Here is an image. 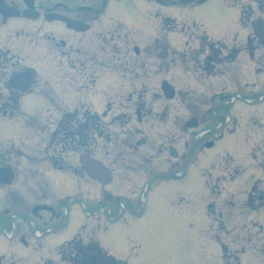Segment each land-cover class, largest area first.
<instances>
[{"label":"rangeland","instance_id":"rangeland-1","mask_svg":"<svg viewBox=\"0 0 264 264\" xmlns=\"http://www.w3.org/2000/svg\"><path fill=\"white\" fill-rule=\"evenodd\" d=\"M240 2L245 15H247L249 13L248 0H240ZM198 10L203 18L205 30L212 36L216 37L219 30L227 32L228 29L232 28L234 32L238 19L235 12L224 11V13H219L214 4L202 6ZM112 14L113 9L109 16ZM173 15L178 17L177 21L191 18L184 11H174ZM195 17L199 18V16ZM130 19L134 20L133 18ZM24 24L20 23L19 25L24 26ZM120 25L121 17H112L105 25H101V28L97 27L95 33L71 38L66 47H62L60 44L55 46L50 41L40 40L33 31L35 27L26 28L27 37L24 36L27 34H23V30H21L22 33L9 31L12 35L11 38H8L9 40L3 39L0 33V45H8L14 48L9 50L11 54L6 57L5 63L18 66L20 61L23 63L22 57L24 56L25 64L35 68L41 76V83L50 86L49 93L47 91V93H31L24 96L22 111L34 120H43L49 109L54 111L71 110L75 104L80 102L94 103L96 100L104 99L107 95L104 79L110 82L112 86L111 94L113 96L109 99L118 102L127 98L126 95H134V98H143L151 103L161 92L158 81L165 77L177 87V95L180 94L181 97H178L176 101H166L162 97L155 100L152 103L153 106L155 105L152 115L155 112H161L159 107L167 103L169 105L167 115L169 116L162 119L163 121L155 117H146L144 126L138 125L142 129L139 131L140 133L130 134L128 132L134 137L133 141L136 144L128 150L126 157L137 156V159L142 162L146 160L142 164L141 170H150L141 172V179H138L136 176H131V173L124 174L123 168L114 166L115 180L108 189H112L115 193L128 195L133 190H140L152 171H165V169L174 173L181 171V166L184 165L190 151L192 153V150L195 149L194 146L196 148L202 147L200 151H204L203 155L201 152L193 155V158L190 155L193 162L198 159V155L201 157L199 156L200 158L195 165L193 163V167L184 169L187 173L182 179H173L174 181L168 184L163 183L160 179L155 180L145 195V211L141 217H132L127 213L120 221L109 223L105 227L106 212L94 216L95 220H89L82 207L77 203H72L69 205L70 212L64 228L57 233H45L46 227L40 223L34 225L20 223L18 225L17 222L16 230L18 229V231L11 230L14 233L13 239L6 235L10 229V222L0 220L3 226L2 229L0 227L2 230L0 255L5 256L0 257V264H65L57 255L59 252L57 248L78 234L84 241L98 239L111 255L119 259L127 260L130 256V260L127 261L131 264H224L222 247L217 240L218 237H221V241L225 240L224 243L232 253L230 264H234L235 250L245 243L246 236L245 232L241 231L240 241H238L234 231L227 224V218L230 217L231 220H235V223L240 225L264 224V209L248 210L235 216L232 214L240 211L251 187V182L256 178L254 169L246 168L243 171L244 166L255 167L258 165L257 162L249 159L247 155L249 151L243 149V144L245 143L248 147L252 145L254 132H256L257 141L264 139L262 132L258 133V127L253 125L258 120L261 122L260 125L264 124V101L251 108L242 102H238L233 108L234 110L230 111L227 110V107L225 109L218 99L212 101L205 99V103H203L199 98L200 89L204 85L206 89V86L213 81L214 83L219 82L229 76L231 70L241 60L242 54L237 59L235 58L236 61L233 63H225L210 78L204 73L197 78L188 73L189 70H196V67L187 61L192 60L190 59L191 56L198 57V54H187V52L183 54L162 53L157 59L155 54L150 51V43L154 41L152 38H148L149 32H145L143 29L128 31V41L123 38L126 34L123 30H120V40L97 36L103 28L113 27L112 29L119 30L122 27ZM176 32L172 38L173 40L176 39L179 44H185V46L201 45L196 40V37L201 33L200 30L187 32L177 29ZM29 37L34 38L28 39ZM134 45L140 47L139 55L134 53ZM228 45L240 48L243 42L237 37L235 44L228 42ZM17 47L23 49L24 52L20 53ZM25 50L31 51L28 53ZM71 50H80V53ZM41 52L44 53L43 61L36 57L40 56ZM219 53L221 55L218 57H222L223 60L228 56L225 50ZM77 62H87V65L81 67L77 65ZM48 63H53L52 66L57 70ZM240 68L244 67L241 66ZM98 72L103 75L96 77ZM1 74L4 75V69H1ZM6 74L4 78H0V93L3 91ZM60 74H65L72 80L79 77V83H83L81 86L77 85L80 90H93L98 80L99 82L94 93H83L77 88L70 87L67 84V79ZM223 74L224 77H222ZM249 76L255 78L250 71ZM74 81L71 85L76 87ZM121 95L125 96L120 97ZM184 99H187V112H183L185 110ZM214 107L216 108L214 109ZM203 108H210V112L201 118V126L197 129H187V133L183 132L182 123L179 125V120L184 118L185 113L187 115L189 112L193 114ZM118 109L120 110V108ZM119 110L113 112L111 122H116L124 117L123 114H118ZM122 110L124 111L123 108ZM240 112H244L241 114L243 119L240 117ZM174 114H176L175 118ZM115 115L117 116L114 117ZM234 118L239 122L236 133L225 134L224 138L217 142L216 138L222 132L234 127L236 122ZM28 125L21 118L17 121L0 119V140L12 139L16 141L22 139L25 144L38 146L39 139L29 129ZM43 128L47 135L50 134V123ZM117 128L119 129V127ZM260 129L264 131V126ZM242 139L244 140L243 144ZM209 140H216L217 143L213 148L204 150L203 145ZM99 142L101 144L98 150L99 157L106 160L118 159L114 155L111 158L107 156L105 144L103 145L101 139ZM171 142L179 149V157L176 159L169 155L166 147ZM26 150L27 155L33 151L27 147ZM261 150L264 156V148ZM72 157L74 158L75 154H72ZM259 158H262L261 154ZM173 163L177 164L173 165ZM23 165L27 167L28 159H25L23 164H17V167L20 168ZM18 170L21 172L20 169ZM241 172L242 174L238 176ZM28 181L30 182V180ZM255 186L257 188L253 193L254 199L259 193H264V180L256 182ZM87 188H93V185L81 188L85 196L90 195L86 190ZM100 188L94 186V209L98 208L100 200H102L100 204H107ZM224 192L225 194H223ZM29 200L28 196L18 192L0 201V208H25ZM46 202L55 205L51 200ZM208 203L212 221L207 213ZM60 205L63 206L64 204L61 203ZM111 216H115V211ZM20 222L26 221L21 217ZM83 227L84 229H82ZM219 229H221L222 235L218 232ZM36 230L45 233V235L38 236L35 233ZM254 231L256 232V229ZM262 231L264 232V229ZM224 232L227 233V236ZM259 245L264 250V245L262 246L261 243ZM11 256L17 260V263ZM240 264L264 263L255 249L247 248L240 255Z\"/></svg>","mask_w":264,"mask_h":264},{"label":"flooded vegetation","instance_id":"flooded-vegetation-1","mask_svg":"<svg viewBox=\"0 0 264 264\" xmlns=\"http://www.w3.org/2000/svg\"><path fill=\"white\" fill-rule=\"evenodd\" d=\"M97 1L98 0H35V10H36L35 15L38 16L39 21H44L43 16L47 14V12L50 10V11L64 13L75 19H79V20L89 23V22L94 21L95 18H97L100 13V9H98V7L96 6ZM121 1L131 2L129 13L135 14V12H137L138 10H142L143 5H146L151 8L155 6V8H157V6L158 7L159 6H174L177 3H181V4L188 6V5H196V3L199 0H121ZM232 1L234 2L237 0H232ZM253 1H255V3H257L258 5H264V0H253ZM223 2L224 0H208L209 4L212 3L215 5L216 4L220 5L221 3L223 4ZM5 6H11L12 8L20 11V12L17 11V14H18L17 18L15 17L9 20L28 19L24 12L26 10V3L23 0H0V11H4ZM156 15L161 16L162 14L157 12ZM165 19H169V18H165ZM11 30L13 31L14 29L12 28ZM17 31L18 30H14V32H17ZM90 131L96 133V130L94 131V129L90 128ZM103 134L104 132H102V135ZM94 138H95V135H94ZM75 146L77 148L75 150H79L78 142L75 143ZM89 147L93 149L91 143L89 144ZM75 169H76L75 167H72V170L70 173L73 174L77 178L78 176L76 174ZM69 212H70L69 205H68V209L66 210H64L63 207H60V206L59 207L52 206L48 210H41L37 212L33 217V221H34L33 224L35 223H40L42 225H47L49 223L58 224L61 219L65 218V216L69 214ZM26 218L28 219V222L26 221L24 223H29L31 225L32 219L28 218L27 216ZM8 221L10 222V224L13 222L11 218H8Z\"/></svg>","mask_w":264,"mask_h":264}]
</instances>
